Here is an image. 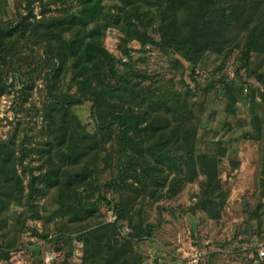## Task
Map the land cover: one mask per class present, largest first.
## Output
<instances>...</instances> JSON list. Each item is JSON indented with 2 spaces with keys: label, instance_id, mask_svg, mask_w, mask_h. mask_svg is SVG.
I'll return each mask as SVG.
<instances>
[{
  "label": "trees",
  "instance_id": "obj_1",
  "mask_svg": "<svg viewBox=\"0 0 264 264\" xmlns=\"http://www.w3.org/2000/svg\"><path fill=\"white\" fill-rule=\"evenodd\" d=\"M25 1L32 4V0ZM60 1L63 6L70 3ZM78 3L71 12L37 23L27 22L26 16L16 25L0 23V95L14 84L9 83L11 71L13 79L19 73L17 63L22 57L16 46L28 32L52 61L50 72L58 76L70 67L72 81L78 88V92L63 97L56 90V83H52L56 79L49 76L53 97L45 107V114L52 136L44 145L45 162L37 173L26 161L28 149L24 145L18 147L12 139L0 140V254L9 258L17 250L21 236L18 231L26 225L19 215L16 219L20 228H10L9 212L14 205L24 206L32 211L33 218L40 219L38 197L54 189L60 210L67 212L71 221L84 223L95 218L99 211L98 201H91L97 191L99 199L115 211L119 220L100 223L78 236L85 246L82 264H127V254L136 248L137 241L152 237L153 226L145 224L143 204L136 207L125 200L113 204L101 188H116L118 179L133 172L134 180L142 183L138 195L146 192L148 197L161 201L167 195L174 197L185 182L202 173L207 180L201 208L205 209L207 204L211 208L224 205L227 194L219 179V160L227 155L228 149L219 140L213 154L198 152L199 124L192 96L188 98L177 90L165 94L158 87L134 82L132 76H150L136 71L130 48L123 50L127 60L116 58L104 48L101 39L105 29L125 22L130 39L138 40L142 49L153 45L179 54L188 62L192 74L207 53L215 54L221 67L233 49L239 48V66L232 75L215 76L202 93L207 95L220 82L222 90L228 93L227 113L236 116L238 90L244 83L255 80L254 86H248L254 113L257 108L254 105L264 104V92L259 86H264V74L252 68V63L264 57V0H78ZM118 63L123 71L118 69ZM90 67L95 68L97 76H89ZM85 100L91 102L94 131L81 119ZM143 107L146 109L142 110ZM254 118L256 132L264 137V120L260 116ZM226 126L229 131L232 129L228 122ZM244 137H250V132ZM111 140V148H107L106 143ZM105 151H114L118 156L112 162V180L102 183L98 180L100 162L112 166L111 154L101 156ZM120 220L130 230V239L126 238L122 244L114 239L115 231L121 228L117 224ZM7 228L15 233L9 234ZM40 237L62 251L59 242L71 240L64 232Z\"/></svg>",
  "mask_w": 264,
  "mask_h": 264
},
{
  "label": "rangeland",
  "instance_id": "obj_2",
  "mask_svg": "<svg viewBox=\"0 0 264 264\" xmlns=\"http://www.w3.org/2000/svg\"><path fill=\"white\" fill-rule=\"evenodd\" d=\"M69 1L63 6L60 0H32L29 5L25 0H0V23L16 25L26 16V21L33 24L44 18L62 16L79 4L78 0ZM122 19L125 20V17ZM124 24L121 22L105 29L101 39L104 48L123 60H127L123 50L130 48L136 60V71L150 76H132L134 82L141 81L144 86L158 87L165 94L177 90L188 98L192 96L191 102H195L199 124L198 152L213 154L219 140L228 149L227 155L219 160V179L227 194V203L224 205L218 204L211 208L207 204L205 209L201 208L203 185L207 180L202 173L195 180L185 182L174 197L167 195L161 201L153 200L146 192L138 195L142 183L134 180L133 172L128 177L126 175L125 180V177L118 179V187L101 188L107 198L114 201L113 204L123 200L136 207L143 204L145 224L153 226L152 237L137 241L136 248L127 254L126 263L190 264L193 257L199 254V264H264L255 262L253 258H256V250L251 248L255 242H264V137L256 132L254 118L260 116L264 120V104L254 105L257 108L253 113V101L248 88L254 86L256 81L250 80L238 90L236 116L227 113L228 93L222 90L220 82L207 95L202 93L215 76L228 78L229 73L236 70L240 49L234 46L231 56L221 67L216 55L207 53L192 74L188 62L179 54L162 51L153 45L142 49L138 40L130 39ZM29 34L16 46L22 59L19 64L16 60L19 70L17 77L12 78V71L9 74V83L13 81L14 84L7 93L0 95V140L12 139L18 147L24 145L28 149L26 161L37 173V169L45 162L42 153L44 145L52 136L48 127L50 121L45 114V107L51 104L53 97L49 91L52 87L49 76L56 79L52 83H56V90L63 97L78 92V88L72 81L70 67L58 76L50 72L52 61L44 55V48L35 44ZM256 61L252 63V68L264 74V57ZM117 67L123 71L121 64L118 63ZM88 74L97 76V71L90 67ZM258 100H262V97ZM81 108L82 122L89 125L90 131H94L96 127L91 102L85 100ZM227 122L232 127L230 131L226 128ZM247 131L250 137L245 138ZM113 139L114 142L111 140L106 143L107 148H111L112 142L116 143ZM109 154V162H116L118 153L115 155L114 151H105L101 156L105 158ZM99 166L102 168L99 182H110L114 174L113 163L109 167L102 161ZM56 198L54 189L38 197L40 219L33 218L32 211L24 206L12 207L9 212L10 228H20L16 219L19 215L25 219L26 225L22 231H18L21 236L17 250L11 252L9 258L0 254V264H41L44 247L40 248L39 244L44 239L40 234L54 237L58 232H64L71 240L59 242L63 247V257L57 264H82L85 246L78 236L100 223L119 220L115 211L99 199L97 191L91 201H98L99 211L95 218L84 223L71 221L67 212L58 207ZM117 224L121 228L115 231L114 239L122 244L129 237L130 230L123 220ZM6 230L9 234L15 233L12 229ZM48 247L56 246L50 244Z\"/></svg>",
  "mask_w": 264,
  "mask_h": 264
},
{
  "label": "built area",
  "instance_id": "obj_3",
  "mask_svg": "<svg viewBox=\"0 0 264 264\" xmlns=\"http://www.w3.org/2000/svg\"><path fill=\"white\" fill-rule=\"evenodd\" d=\"M259 86L260 90L264 92V86ZM40 245L42 249L44 247V258L41 264H56L63 255V251L61 249H58L56 247L49 248L48 246L50 245V243H48L46 240H43ZM251 248H255L256 250V263L264 262V242H255L253 246H251ZM199 261L200 255L196 254L190 264H199Z\"/></svg>",
  "mask_w": 264,
  "mask_h": 264
},
{
  "label": "crops",
  "instance_id": "obj_4",
  "mask_svg": "<svg viewBox=\"0 0 264 264\" xmlns=\"http://www.w3.org/2000/svg\"><path fill=\"white\" fill-rule=\"evenodd\" d=\"M256 259V258H255ZM256 262V261H255Z\"/></svg>",
  "mask_w": 264,
  "mask_h": 264
}]
</instances>
